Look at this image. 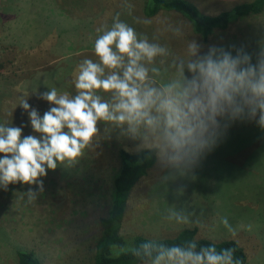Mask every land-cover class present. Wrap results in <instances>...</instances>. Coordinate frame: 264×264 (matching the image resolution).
<instances>
[{"label":"rangeland","instance_id":"1","mask_svg":"<svg viewBox=\"0 0 264 264\" xmlns=\"http://www.w3.org/2000/svg\"><path fill=\"white\" fill-rule=\"evenodd\" d=\"M201 12L216 14L248 0H190ZM125 3L132 4L128 15ZM144 0H0V122L27 121L18 106L21 96L41 111L45 101L33 94L56 87L74 92L73 78L84 58L96 59L95 29L120 18L149 38L159 37L182 54L194 34L189 22L174 12L146 17ZM144 20L150 23H143ZM139 21V22H138ZM180 26L176 36L168 26ZM264 45V10L214 31L208 43L255 41ZM25 134L30 128H25ZM118 148L133 151V142L119 129L101 124L98 142L78 162L49 170L46 191L27 203L26 187L0 189V264H16L15 250H32L42 264H90L99 218L109 204L112 176L118 168ZM154 163L131 187L120 233L168 237L180 228H196L197 238L234 240L244 251L245 264H264V130L255 123H234L225 140L196 169L185 193L175 194L160 183ZM23 197V199L21 198ZM169 208L191 213V224L166 219ZM227 217L235 235L221 223ZM251 226V228H249ZM143 264V263H140Z\"/></svg>","mask_w":264,"mask_h":264},{"label":"clouds","instance_id":"2","mask_svg":"<svg viewBox=\"0 0 264 264\" xmlns=\"http://www.w3.org/2000/svg\"><path fill=\"white\" fill-rule=\"evenodd\" d=\"M123 7L131 16L134 6ZM167 30L183 34L180 26ZM95 33L96 59L78 64L74 92L38 88L32 93L48 105L42 114L22 95L18 106L27 121L0 122V189L27 186V203L34 202L46 191L49 170L77 163L98 142L103 123L119 129L144 159L154 158L160 183L175 185L173 192L182 194L234 123L264 130V45L258 40L253 46L193 38L177 54L159 37L138 32L119 12ZM190 217L182 208H169L166 219L188 225ZM221 223L235 235L227 217ZM235 251L195 239L149 240L133 255L143 264H242Z\"/></svg>","mask_w":264,"mask_h":264},{"label":"trees","instance_id":"3","mask_svg":"<svg viewBox=\"0 0 264 264\" xmlns=\"http://www.w3.org/2000/svg\"><path fill=\"white\" fill-rule=\"evenodd\" d=\"M264 10V0H248L232 5L216 14H205L190 0H144L142 12L146 17H153L159 12H174L184 17L190 24L191 31L204 42L216 30H225L231 23L240 18L258 15ZM118 168L112 176L109 204L104 216L99 218L100 231L94 241L93 256L90 264H140L143 263L133 255V249L144 242L155 240L166 244L179 243L183 240L195 239L198 244L215 243L217 248H235V255L246 262L243 249L232 239L212 241L196 237V228H180L168 237H147L141 234L122 235L121 220L126 199L131 187L146 173L155 159H144V154L123 148L117 150ZM143 160L138 163V160ZM16 264H42L32 250L17 248Z\"/></svg>","mask_w":264,"mask_h":264}]
</instances>
